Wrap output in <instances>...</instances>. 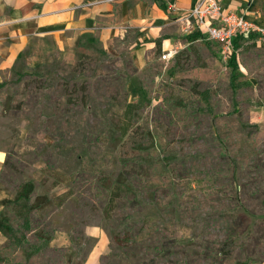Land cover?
I'll list each match as a JSON object with an SVG mask.
<instances>
[{"label":"rangeland","instance_id":"374dc122","mask_svg":"<svg viewBox=\"0 0 264 264\" xmlns=\"http://www.w3.org/2000/svg\"><path fill=\"white\" fill-rule=\"evenodd\" d=\"M179 36L146 62L42 39L2 73L0 264H264V40Z\"/></svg>","mask_w":264,"mask_h":264},{"label":"crops","instance_id":"0c3cea01","mask_svg":"<svg viewBox=\"0 0 264 264\" xmlns=\"http://www.w3.org/2000/svg\"><path fill=\"white\" fill-rule=\"evenodd\" d=\"M223 6L264 25V0H219ZM198 0H0V76L38 40L53 38L59 49L76 50L99 40L105 45L121 39L134 57L145 62L155 55L157 40L163 52L182 48L177 21ZM141 64H143L140 61ZM1 153V152H0ZM2 154V153H1ZM4 155H0V165ZM11 196L0 186V214ZM86 264H97L100 251ZM98 252L92 261L93 255Z\"/></svg>","mask_w":264,"mask_h":264},{"label":"built area","instance_id":"2783aa9c","mask_svg":"<svg viewBox=\"0 0 264 264\" xmlns=\"http://www.w3.org/2000/svg\"><path fill=\"white\" fill-rule=\"evenodd\" d=\"M178 18L181 32L191 34L197 30L230 50L234 49L235 40L241 36L255 34L264 40V25L224 7L219 0H198L193 8L183 11ZM179 52L178 47L170 48L163 52L162 59L175 58Z\"/></svg>","mask_w":264,"mask_h":264},{"label":"trees","instance_id":"16d2710c","mask_svg":"<svg viewBox=\"0 0 264 264\" xmlns=\"http://www.w3.org/2000/svg\"><path fill=\"white\" fill-rule=\"evenodd\" d=\"M156 51H155V55L159 56L162 52H163V48H162V40H157V45H156ZM185 50H183L181 53L179 52V54L177 55L176 59L178 60L182 54L184 53ZM22 57V54L19 56L18 60ZM87 86L86 85H82L81 90H85L86 91ZM85 98H87L86 94H85ZM140 106L134 102H128L126 104V109H125V113H124V118L126 119L127 123L125 122L120 128L122 131V135L126 136L127 132L130 128V119L133 115V112L135 110H137ZM115 190H117V188H114V190L112 191V194H118ZM119 190V187H118Z\"/></svg>","mask_w":264,"mask_h":264},{"label":"bare ground","instance_id":"6f19581e","mask_svg":"<svg viewBox=\"0 0 264 264\" xmlns=\"http://www.w3.org/2000/svg\"><path fill=\"white\" fill-rule=\"evenodd\" d=\"M97 253H98V252L96 251V253L93 255V257H92V261L95 259Z\"/></svg>","mask_w":264,"mask_h":264}]
</instances>
